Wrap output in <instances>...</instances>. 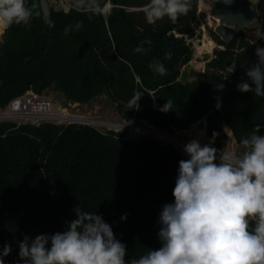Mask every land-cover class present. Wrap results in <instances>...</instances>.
I'll return each mask as SVG.
<instances>
[{"label":"trees","instance_id":"trees-1","mask_svg":"<svg viewBox=\"0 0 264 264\" xmlns=\"http://www.w3.org/2000/svg\"><path fill=\"white\" fill-rule=\"evenodd\" d=\"M69 1L68 12L52 8L63 32H45L38 4L25 0L33 12L30 27L13 25L3 34L0 109L27 92L54 89L70 104L87 105L108 96L124 122L135 119L166 134L198 125L219 150L227 139L226 128L240 148V140L255 125L262 126L259 134L264 135V95L257 96L253 87L234 92L223 100L222 114L212 113L209 99L215 85L208 76L216 69L222 78H234L256 57L255 48L264 46V0L257 5L263 37L250 44L237 34L226 43L211 32L224 50L215 51L206 64L208 72L191 81L183 78V68L192 60L186 42L171 59L165 49L169 34L193 36L198 30V0H190V10L176 22L164 17L155 24L145 18L150 0H100L102 6H112L108 20L78 12L75 0ZM78 21L83 26L65 35L64 29ZM145 40L152 41L143 45L147 53H136ZM153 62L163 63L166 74L154 72L149 67ZM137 91L143 93L139 106L129 109ZM167 100L171 110L163 112ZM126 138L83 125L0 123V248L12 247L5 264H22L19 242L25 235L63 232L75 219V210L101 215L126 245V261L159 249V214L164 204L174 202L179 161L188 157L150 137ZM125 214L127 219L121 220Z\"/></svg>","mask_w":264,"mask_h":264},{"label":"clouds","instance_id":"clouds-1","mask_svg":"<svg viewBox=\"0 0 264 264\" xmlns=\"http://www.w3.org/2000/svg\"><path fill=\"white\" fill-rule=\"evenodd\" d=\"M75 9L103 15L100 0H75ZM190 0H150L145 6L149 24L168 17L172 22L188 13ZM33 16L25 0H0V27H30ZM82 22L69 25L65 35L79 30ZM141 41L134 51L147 53ZM258 61L247 70V82L238 85L241 92L253 85L264 89V46L255 48ZM165 75L163 63L149 65ZM235 67L231 68L233 72ZM143 93L135 92L128 107L139 106ZM171 110L167 100L160 109ZM255 125L240 140L242 151H219L209 144L191 140L183 151L187 159L179 161L172 191L174 202L162 206L158 223L159 249H149L138 259L126 261L127 248L116 239L112 226L101 215L75 210V219L63 232L25 235L19 242L22 264H264V135ZM218 133H213L215 138ZM127 215L121 217L126 220ZM12 252L10 244L0 248V264Z\"/></svg>","mask_w":264,"mask_h":264},{"label":"rangeland","instance_id":"rangeland-1","mask_svg":"<svg viewBox=\"0 0 264 264\" xmlns=\"http://www.w3.org/2000/svg\"><path fill=\"white\" fill-rule=\"evenodd\" d=\"M55 10H63L68 12L72 7V2L69 0H48ZM218 0H198L197 4V22H198V30L195 32L193 36H185L186 44L189 46L190 51L192 52V60L183 68V78L190 79L196 77L200 73H207L206 64L214 59L215 51L224 50V47L220 46L216 43L211 37V32L215 33L216 28L218 27V22L214 20L211 16V8ZM256 6L258 5L260 0H250ZM7 29H4L2 34L0 35V42L2 41L3 34ZM235 33L243 34L244 39L248 41L250 44L257 43L263 37V25L260 22V18L258 16V21L248 27H240L235 28ZM176 36L180 35L175 32ZM205 45V48L200 50L201 46ZM209 73H218L216 69H210ZM219 74V73H218ZM48 97L52 99V101L58 106L61 107L66 114L71 116H78L88 119H97L102 121L113 122L117 124H124L125 126L132 125V121L124 122L120 116L118 115L116 108L110 102L108 96H101L93 100L91 103L87 105H79V104H70L66 102L63 95L59 92H56L54 89L47 90L45 93ZM66 125V124H64ZM79 125V124H77ZM135 127L141 130H147L150 132L162 133L165 136L172 137L173 139L179 140L184 144H187L191 140H198L201 145L209 144L212 147H215L213 141H210L206 136L205 129L199 127L198 125L193 126L191 129L186 131H177L174 134H166L164 132H159L150 129L144 122H137L135 120ZM99 131H114L118 133L126 134V139H140L143 137H150L155 140L162 142L163 144H171L176 149L187 155L183 149L184 146L176 145L173 142L165 141L163 138L153 137L150 135H140L138 132L131 133L129 131H122L116 128H99L94 127ZM227 139L223 141V149L218 150L223 152L227 150H235L237 153L242 151V148L238 147L235 143L231 132L226 128Z\"/></svg>","mask_w":264,"mask_h":264},{"label":"water","instance_id":"water-1","mask_svg":"<svg viewBox=\"0 0 264 264\" xmlns=\"http://www.w3.org/2000/svg\"><path fill=\"white\" fill-rule=\"evenodd\" d=\"M41 11V20L45 27V32L51 34L54 28L62 31L60 25L52 18V6L48 0H35ZM112 6L109 4L105 7L108 10L104 12L105 20L109 18V11ZM211 16L217 21L218 27L215 33L226 43L234 40L236 33L235 28L248 27L258 21L257 6L250 0H218L211 8ZM167 47L165 57L171 59L179 45L186 42L185 37L176 36L171 33L166 38ZM258 61L257 56L252 59L248 67L238 73L234 78L225 79L216 73L208 74L209 78L215 85V95L209 99L212 107V113H223V100L228 99L234 92L240 91L238 85L244 82L252 84L251 79L246 75L249 68L254 67ZM204 74V73H203ZM254 93L262 97L264 89H258L253 85Z\"/></svg>","mask_w":264,"mask_h":264},{"label":"built area","instance_id":"built-area-1","mask_svg":"<svg viewBox=\"0 0 264 264\" xmlns=\"http://www.w3.org/2000/svg\"><path fill=\"white\" fill-rule=\"evenodd\" d=\"M71 119L93 120L95 123H76L74 121H71ZM2 122H14L18 124L31 125H41L44 123H55L60 125L79 124L83 126L99 128H104V126L102 127V125L97 124V122L107 124L108 127L106 125V128H112L111 125L117 124L97 119L71 116L69 114H66L65 111L61 107H58L47 95L35 94L33 92H27L22 96L14 98L6 108L0 109V123Z\"/></svg>","mask_w":264,"mask_h":264},{"label":"bare ground","instance_id":"bare-ground-1","mask_svg":"<svg viewBox=\"0 0 264 264\" xmlns=\"http://www.w3.org/2000/svg\"><path fill=\"white\" fill-rule=\"evenodd\" d=\"M105 11H106V13H108L107 9H105ZM204 48H205V45L201 46L200 50H202ZM71 121H74L76 123H91V122L95 123L93 120H84V119H73V120L71 119ZM131 123H132V125H130V126H125L124 124H113V125H111V127L116 128L118 130H122V131H129L131 133L138 132L140 135H144V136L150 135L153 137L163 138L165 141L167 140L168 142H173L176 145H181V146L186 145L183 142L176 140V139H173L172 137L165 136L162 133L147 132L144 130H139L135 127V120H133ZM97 124L102 125V127L103 126L106 127V125H107V124L102 123V122H97ZM107 127H108V125H107Z\"/></svg>","mask_w":264,"mask_h":264},{"label":"crops","instance_id":"crops-1","mask_svg":"<svg viewBox=\"0 0 264 264\" xmlns=\"http://www.w3.org/2000/svg\"><path fill=\"white\" fill-rule=\"evenodd\" d=\"M189 81H191L192 80V78H190V79H188Z\"/></svg>","mask_w":264,"mask_h":264}]
</instances>
